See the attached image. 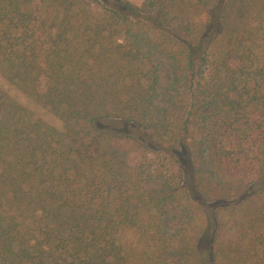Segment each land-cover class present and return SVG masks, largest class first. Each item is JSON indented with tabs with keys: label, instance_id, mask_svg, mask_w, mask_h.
<instances>
[{
	"label": "trees",
	"instance_id": "trees-1",
	"mask_svg": "<svg viewBox=\"0 0 264 264\" xmlns=\"http://www.w3.org/2000/svg\"><path fill=\"white\" fill-rule=\"evenodd\" d=\"M110 1L0 0V76L61 124L0 90V264H264V0ZM107 120L171 157L199 138L214 170L236 169L235 237L217 239L228 202L214 199L193 227L196 207H180L167 235L166 204L205 178L191 169L192 186L147 187L150 170L120 154L130 136L102 130ZM123 230L142 244L136 257Z\"/></svg>",
	"mask_w": 264,
	"mask_h": 264
},
{
	"label": "rangeland",
	"instance_id": "rangeland-1",
	"mask_svg": "<svg viewBox=\"0 0 264 264\" xmlns=\"http://www.w3.org/2000/svg\"><path fill=\"white\" fill-rule=\"evenodd\" d=\"M98 1L100 4L102 3L109 6L112 4L110 0ZM159 68L160 87H165L170 79L168 78V68L164 62L159 65ZM0 90L23 106L30 113L32 120H40L47 125L60 129L61 124L53 115L38 105L33 98L26 96L17 90L1 76ZM158 104L160 107H164L168 105V102L159 100ZM99 127L102 130L116 136H130L129 139L127 138L120 141V154L126 156L130 168H133L136 172L143 170L146 171L147 169L150 170H148L150 175H146L147 173L144 172L145 177L143 179V184L149 188H158L163 184V182H165V180H168L169 186H185L186 182L192 186L191 175L189 174L191 169V171L194 170L195 174L198 172V175H203L205 178L203 184H200L201 187L199 186L197 190L192 188L188 189V198L184 197V194H177L174 199H170L168 203L166 202L167 204L165 203L166 207L164 208L162 220L164 223V230L167 235L174 236L177 229L181 227L183 222H185L186 218L182 214V209H180V207H185V205L187 206L190 204L189 202L194 204L196 207V209H193L192 211V220L188 219V223H191L193 227L195 224H199L202 221L204 222L209 211L214 215V207L211 209H209V207L212 206V204H214L216 201H212V203L207 202L214 199L225 200L228 202V207L220 209L222 211H220L215 216V218L221 222L220 225L217 223L219 228L218 232L216 233L217 239L228 241L235 237V226L228 223V221L230 220L231 213L236 205L233 200L237 199L235 194L238 192L236 189L237 185L240 184L239 181L241 179H238L237 176H234L236 169H234V171L228 170V168L233 167L226 168L224 174H221L220 170H214L210 161L209 149L207 145H204V140L196 137L191 138L190 141L188 140L187 142L192 143V145H195L196 143L194 146L195 149L188 148L189 150L186 149L188 151L187 153L183 148H181L175 153L177 156L175 155L171 157V154L169 153L170 151H168L166 148V144H160L154 139H149L147 133H142L134 125L125 124L118 120H107L101 123ZM199 146L202 148V150H204V155L202 157L196 154V147L199 148ZM248 150H250L248 146L243 145V152L246 151L248 154ZM251 152L252 151H250V154H248V158H253L254 153ZM189 153L191 156H189ZM255 166H258V168L262 169L261 163ZM256 170L258 169H255V171ZM181 171L182 175L179 176ZM195 174L192 175L196 177ZM230 177H234L233 179H235V183L232 185H228V179ZM205 190L208 191L207 194L205 193ZM227 190H229V192H227ZM241 194L239 197L243 199V194ZM121 239L126 247L127 245L132 244L130 255L136 257L141 249L142 244H139V239L135 234V231L123 230V232H121ZM163 258L170 259L169 256H163ZM151 264L160 263L152 262ZM173 264L177 263L175 262Z\"/></svg>",
	"mask_w": 264,
	"mask_h": 264
}]
</instances>
